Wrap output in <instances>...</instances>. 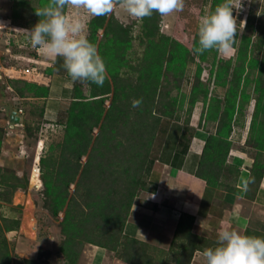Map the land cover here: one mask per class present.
I'll use <instances>...</instances> for the list:
<instances>
[{
    "label": "trees",
    "instance_id": "trees-1",
    "mask_svg": "<svg viewBox=\"0 0 264 264\" xmlns=\"http://www.w3.org/2000/svg\"><path fill=\"white\" fill-rule=\"evenodd\" d=\"M15 1L18 9L29 5L26 0ZM185 1L191 5L197 3V0ZM47 2L48 0H39L38 7H34H42ZM222 2L223 0H212L209 14L214 11L216 5ZM34 7L30 9L35 12ZM161 22L162 16L158 13L147 17L148 26L152 23L150 34H147V41L144 43L149 61L139 69L131 68L129 72L136 74L134 79L122 76L123 71L130 67L121 54L124 45L128 49L131 47L129 30L121 26L113 16L109 19L108 16H98L89 22L87 38L96 47L98 32L105 29L98 52L105 61L107 78L102 87L91 83H75L73 94L70 96L72 101L66 112L67 118L65 117L64 123L62 122L65 140L60 160H53L54 156L50 160L42 159L43 167L50 170L53 178L49 186H52V192L58 196L55 200L56 209L62 210L67 206L66 224L70 229L75 227H77L76 230L80 229V234L85 232L87 222L93 225L97 218H102L104 221H110L104 226L113 229L114 232L110 233L112 239H120L119 236L123 233L126 220L122 219V225L119 226L112 219L110 212L113 209L125 208L127 211L132 209L135 198L147 188L145 178L152 170L153 160L149 156L155 143V134L163 118L168 121H181V112L185 110L186 103H188V118L181 140L182 150L185 153L190 149L196 132V129L191 126V120L197 103L203 102L205 107L207 106L206 112L203 110L201 116V120H205V127L212 126L215 129V133L211 131L205 144L198 177L209 178L212 181L215 176L219 178L225 175L223 169L230 167L227 159L234 145L231 137L240 119L246 122L245 108L255 97L256 104L251 116L247 142L260 152L264 151V81L259 76L253 88L250 80L260 66L259 56L262 57L259 75L264 74V29L261 30L263 36L260 40L257 39L256 43L252 35L242 36L236 60H222L217 66V51L214 50L213 64L214 69L217 66L216 80L223 87H229L228 97L225 99L226 106L222 107V100L215 96L210 98L209 88L201 81L202 68H199L189 95L182 93L181 100L173 95L175 91L180 92L181 90V83L177 78L184 74L191 53L184 45L160 34ZM249 22L247 28L252 27ZM207 52L209 51L203 53V60L209 58ZM56 62L50 69V74L67 76L63 68V58L58 57ZM23 84L27 91L33 93L38 99L45 101L52 95L50 87L30 82H23ZM83 85L90 87L89 95L83 91ZM16 89L22 96L20 87ZM111 94L113 98L110 107L107 108L105 103ZM141 98L142 104L133 108L132 100ZM42 104V107L34 106L33 109L36 108L35 111L38 110L43 117L46 113V105L45 102ZM96 129H99L97 136L94 135ZM260 152L255 157L252 156L254 159L253 179L249 191L246 192V195L251 198L256 196L264 177V159L262 161ZM118 153H120L121 160H125L126 156H132L133 160L126 165L127 168H122L121 161H116L115 155ZM84 157H87V161L82 164ZM146 158H148V164H146ZM134 159H138L139 164H133ZM231 172H233L232 169ZM78 177L79 180H77ZM89 178L94 180L97 178L102 184V191L110 196L113 195L109 204L107 203L108 213L97 212L100 203L95 201V195L98 193L96 188L88 182ZM74 183H77L76 195L73 194L70 197L69 189ZM235 191L244 194L241 190ZM115 203H119L123 208L114 205ZM79 220L80 224H77ZM194 225L193 216L188 214L181 216L168 251L172 264H191L196 252L211 248L212 242L194 234ZM245 234L252 236L253 232L247 229ZM73 238L74 241L77 240L78 235ZM86 241L109 252L112 251L111 253L119 250L115 249L116 246L102 242L94 243L88 237ZM136 242L133 241V243ZM133 243L124 244L125 249L121 251L117 259L127 264H145L144 254L140 253ZM74 244L75 242L69 241V252L72 251L70 246ZM27 263L31 264V262Z\"/></svg>",
    "mask_w": 264,
    "mask_h": 264
},
{
    "label": "rangeland",
    "instance_id": "rangeland-1",
    "mask_svg": "<svg viewBox=\"0 0 264 264\" xmlns=\"http://www.w3.org/2000/svg\"><path fill=\"white\" fill-rule=\"evenodd\" d=\"M26 1L29 5L23 9H18L15 0H0V95L3 93L2 97H5L1 101V106L6 107L8 111V113H1L0 109V264H28L27 262H31V264H92L93 257L98 251L95 247L98 246L86 241L87 237L91 238L94 243L102 242L116 246L117 248L115 249H119L117 252L114 251V253H111L112 251L110 250L111 252L106 254V256L108 255V260L120 257L121 251L125 249L123 248L124 244L129 245L133 241H137L133 244L140 253L144 254L145 264H170V262L172 264L171 256L168 254L172 241H170V245L165 242L167 246L159 245V243L157 246L146 243L140 240L139 237L137 238L136 235H133V233H130V226L128 225L129 223L137 225L139 222V212L132 211L134 206L139 207L140 204L143 207L150 205L148 201V203L146 202V199L149 200L147 194H151L155 188L151 182L152 170L145 178L147 188L142 190L135 198L132 209L127 211L119 203H115L114 205H119L123 209H113L110 212L113 216L112 219L119 226L122 225V219L126 220L119 240L112 239L110 233L114 232L113 229H108L104 226L110 221L97 218L95 220L96 223L93 225L87 222L85 232L80 234V229L76 230L77 227L70 229L66 224L67 206L62 210L56 209L55 200L58 196L52 192V186H49L53 178L50 170L43 167L42 159L50 160L54 156L53 160H60L65 140L62 122L64 123L65 117L67 118L66 112L72 101L69 96L73 94L75 83L71 82L68 75L62 76L56 73L51 75L50 69L57 63L56 59L58 57L45 58L38 49H34L31 46L25 33L21 31L22 29L32 28L40 19L34 10L30 9L34 6L38 7L39 0ZM242 3L243 9L239 13L233 9V15L237 16L238 24L240 21H246L245 25H238L239 34L229 52L226 54L217 52V66L222 60H236L238 47L244 34L252 35L255 43L257 39L260 40L263 36L261 30L264 29V0H242ZM211 6L212 0H197V3H192V5L190 3L187 4L185 1L182 11L162 17L160 34L184 45L191 53L184 74L177 78L180 81L179 83H181V90L180 92L175 91L173 95L178 96L179 100H181L182 93L189 95L199 68H202L201 81L209 88L210 98L214 96L220 98L222 100L221 106L225 107V99L228 97L229 87H223L216 80L217 66L214 69V50L207 52L209 57L207 60H203V54L194 53V49L198 47L199 19L203 15L210 13ZM69 14H71V10ZM112 16L121 26L129 30L131 47L128 49L124 45L121 54L130 67L123 71L122 76L134 79L136 74L129 72L132 70L131 68L139 69L149 61V55L147 56V49L144 43L147 41V34H150L152 23L151 26H148L147 17L143 20H135L128 17L120 9H117L112 15H108V19ZM93 18L89 17L87 21V37L89 36V22ZM248 21L251 22L249 23L252 27H246ZM104 33L105 29L98 32L97 49L100 42L103 41ZM258 59L260 66L250 78L253 88L256 86V80L259 76L264 81V74L259 75L262 57L259 56ZM33 67L35 68L36 76L22 79L20 75L15 74V71L19 72ZM2 75L3 78L1 79ZM23 82L50 87L53 91L52 95L45 101L38 99L33 93L27 91ZM16 87H20L21 93H23L22 96H20ZM82 89L89 95L90 87L88 85H83ZM56 94L58 95L55 97ZM112 98V94L109 95L105 103L107 108L110 107ZM255 98L245 108L244 119H246V122L240 119L238 129H236L237 139H240L242 134H244L242 142L246 139L245 134L250 131L251 116L254 113L256 104ZM42 102H45L46 105V113L43 117L38 110L35 111L36 108L33 109L34 106L42 107ZM12 108L17 110L21 108L24 113L16 114L17 110L12 111ZM187 109L188 103H186L185 110L181 112V123L184 126L188 118ZM206 109L207 106L205 107L203 102L196 104L191 120V125H194L195 128L196 126L199 128L206 126L205 120H201L202 112L203 110L206 112ZM195 115L196 119H194ZM16 118L19 119L20 124ZM22 118H24L23 122L21 121ZM162 121L155 134V143L149 156L153 160L152 169L167 126L173 122L172 120L168 121L166 118H163ZM98 133L99 129H96L94 135L97 136ZM245 144L239 149L247 152L251 157H255L260 152L247 140ZM119 154L115 155L116 161H121L120 166L127 168L126 165L133 160L132 156H126L125 160H121ZM260 154L263 161L264 151L260 152ZM86 161L87 157H84L82 164H85ZM139 162L138 159H134L133 164H139ZM148 162V158H146V164ZM37 167H39V175L37 176L36 172L37 177L34 178ZM223 170H226L223 171L225 173L231 171L228 167H224ZM95 179L89 178L88 182L96 188L98 193L95 195V201L100 203L98 204L97 212L106 213L113 195L110 196L105 191L103 192L101 182L97 178ZM77 180H79V177ZM76 189L77 183H74L69 189L70 197L73 194L76 195ZM145 195L147 196L145 197ZM75 198L78 199L77 196ZM119 201L121 200L119 199ZM118 216L122 218L119 219ZM30 219L32 220L31 225L26 226V222ZM77 224H80V220ZM255 224L253 230L258 232L259 235L257 237L264 238V223L258 221ZM117 230L119 231V228ZM193 232L212 242L211 248L217 246V239L214 240V237L211 236L212 234L206 232V235L204 231ZM75 235H78V238L74 241L73 236ZM154 237H156L155 234ZM69 241L75 242L73 246H70L73 252H69ZM125 247L127 246L125 245ZM166 247L168 248L166 249ZM99 248L101 249V247Z\"/></svg>",
    "mask_w": 264,
    "mask_h": 264
},
{
    "label": "crops",
    "instance_id": "crops-1",
    "mask_svg": "<svg viewBox=\"0 0 264 264\" xmlns=\"http://www.w3.org/2000/svg\"><path fill=\"white\" fill-rule=\"evenodd\" d=\"M2 96L3 93L0 95L1 113H8L6 107L1 106V101L5 98ZM191 126L195 128L194 125ZM195 129L190 149L185 153L181 146L183 123L173 121L168 124L151 171V182L155 188L151 194H147L149 200L146 199V202L148 201L150 205L144 204L143 207L140 204L139 207H133L132 211L139 212L140 218L137 225L128 224L130 233L146 243L167 246V243H171L174 238L181 216L188 214L195 218L194 231L212 234L214 240L217 239L221 221L225 226L243 234L247 229H251L252 236L257 237L258 232L253 230L255 222L264 223V184H262L264 177L256 196L251 198L246 195L253 179L254 159L239 148L246 145L249 133L245 132L246 139L242 142L244 134L237 139L238 128H235L231 137L234 145L227 159V164L230 166L228 169H232L234 174L229 171L219 178L215 176L211 181L209 178L198 177V171L205 144L211 131L215 133V129L212 126L209 128L196 126ZM36 172L35 170L34 176ZM232 189L241 190L244 194ZM96 248L98 251L93 257L92 264H127L117 258L108 260L106 254L109 251ZM99 256L101 257L98 258ZM191 264H205L203 252H196Z\"/></svg>",
    "mask_w": 264,
    "mask_h": 264
},
{
    "label": "clouds",
    "instance_id": "clouds-1",
    "mask_svg": "<svg viewBox=\"0 0 264 264\" xmlns=\"http://www.w3.org/2000/svg\"><path fill=\"white\" fill-rule=\"evenodd\" d=\"M184 6L185 0H48L42 7H34L40 17L38 22L21 31L45 58H63V68L71 82L102 87L107 69L97 47L87 38L89 17L112 15L120 9L132 19L143 20L153 13L163 17L182 11ZM233 9L239 13L242 0H223L211 14L199 19L195 54L210 50L226 54L231 50L239 34L238 25L246 22L238 24ZM141 104L142 98L132 100L133 108ZM216 245L203 250L205 264H264V238L243 234L225 226L223 221Z\"/></svg>",
    "mask_w": 264,
    "mask_h": 264
},
{
    "label": "built area",
    "instance_id": "built-area-1",
    "mask_svg": "<svg viewBox=\"0 0 264 264\" xmlns=\"http://www.w3.org/2000/svg\"><path fill=\"white\" fill-rule=\"evenodd\" d=\"M34 71H35L34 67L33 68H26V69L21 70L19 72L15 71V74L20 75V77L22 79H28L30 77L36 76V72H34ZM10 77H14V76H10ZM18 113L23 114L24 111L22 109H19Z\"/></svg>",
    "mask_w": 264,
    "mask_h": 264
},
{
    "label": "bare ground",
    "instance_id": "bare-ground-1",
    "mask_svg": "<svg viewBox=\"0 0 264 264\" xmlns=\"http://www.w3.org/2000/svg\"><path fill=\"white\" fill-rule=\"evenodd\" d=\"M38 170H39V168L37 167V168H36L37 176L39 175V171H38ZM37 176H34V178H36ZM29 218H30V217H29ZM31 222H32L31 219H30L29 221H27V222H26V226H27V225H31Z\"/></svg>",
    "mask_w": 264,
    "mask_h": 264
},
{
    "label": "water",
    "instance_id": "water-1",
    "mask_svg": "<svg viewBox=\"0 0 264 264\" xmlns=\"http://www.w3.org/2000/svg\"><path fill=\"white\" fill-rule=\"evenodd\" d=\"M3 78V75H2V77H1V79Z\"/></svg>",
    "mask_w": 264,
    "mask_h": 264
}]
</instances>
